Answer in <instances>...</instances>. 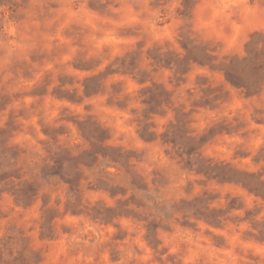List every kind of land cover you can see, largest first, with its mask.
Masks as SVG:
<instances>
[{
    "label": "clouds",
    "instance_id": "1",
    "mask_svg": "<svg viewBox=\"0 0 264 264\" xmlns=\"http://www.w3.org/2000/svg\"><path fill=\"white\" fill-rule=\"evenodd\" d=\"M0 264H264V0H0Z\"/></svg>",
    "mask_w": 264,
    "mask_h": 264
}]
</instances>
